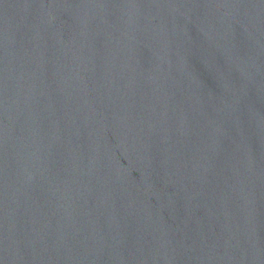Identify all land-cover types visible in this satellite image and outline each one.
<instances>
[{
    "label": "water",
    "instance_id": "obj_1",
    "mask_svg": "<svg viewBox=\"0 0 264 264\" xmlns=\"http://www.w3.org/2000/svg\"><path fill=\"white\" fill-rule=\"evenodd\" d=\"M0 264H264V0H0Z\"/></svg>",
    "mask_w": 264,
    "mask_h": 264
}]
</instances>
